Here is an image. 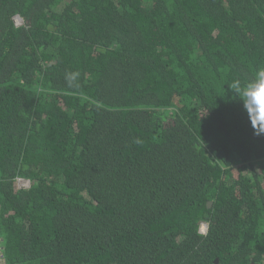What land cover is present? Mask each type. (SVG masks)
<instances>
[{
  "label": "trees",
  "instance_id": "16d2710c",
  "mask_svg": "<svg viewBox=\"0 0 264 264\" xmlns=\"http://www.w3.org/2000/svg\"><path fill=\"white\" fill-rule=\"evenodd\" d=\"M260 68L264 0H0L6 264H264Z\"/></svg>",
  "mask_w": 264,
  "mask_h": 264
},
{
  "label": "clouds",
  "instance_id": "9594fccd",
  "mask_svg": "<svg viewBox=\"0 0 264 264\" xmlns=\"http://www.w3.org/2000/svg\"><path fill=\"white\" fill-rule=\"evenodd\" d=\"M228 86L242 101L254 134H264V68L258 69L250 79L236 78Z\"/></svg>",
  "mask_w": 264,
  "mask_h": 264
},
{
  "label": "built area",
  "instance_id": "2783aa9c",
  "mask_svg": "<svg viewBox=\"0 0 264 264\" xmlns=\"http://www.w3.org/2000/svg\"><path fill=\"white\" fill-rule=\"evenodd\" d=\"M15 22H16V24L20 25V24H22V19L19 16H17L15 18ZM19 185L22 187H28V186H30V182L28 180L21 179V180H19ZM203 225H202V227H203ZM205 229H206V226H204V230H203V228H201L202 231H205ZM0 264H6L4 252H3V247L1 244H0Z\"/></svg>",
  "mask_w": 264,
  "mask_h": 264
},
{
  "label": "rangeland",
  "instance_id": "374dc122",
  "mask_svg": "<svg viewBox=\"0 0 264 264\" xmlns=\"http://www.w3.org/2000/svg\"><path fill=\"white\" fill-rule=\"evenodd\" d=\"M204 226H205V225H203V227H202V228H203V230H204Z\"/></svg>",
  "mask_w": 264,
  "mask_h": 264
},
{
  "label": "water",
  "instance_id": "95a60500",
  "mask_svg": "<svg viewBox=\"0 0 264 264\" xmlns=\"http://www.w3.org/2000/svg\"><path fill=\"white\" fill-rule=\"evenodd\" d=\"M209 205H211V202L209 203Z\"/></svg>",
  "mask_w": 264,
  "mask_h": 264
}]
</instances>
